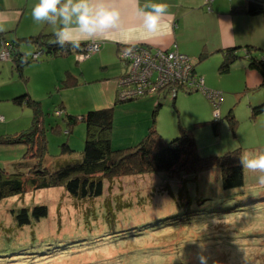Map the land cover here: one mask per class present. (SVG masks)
<instances>
[{"label":"rangeland","instance_id":"1","mask_svg":"<svg viewBox=\"0 0 264 264\" xmlns=\"http://www.w3.org/2000/svg\"><path fill=\"white\" fill-rule=\"evenodd\" d=\"M205 4L209 10L210 5L207 0H205ZM144 46L150 50L153 48L145 44ZM83 47H86V43L74 51V54L56 58L42 57L38 61L30 62L24 68V75L28 78L26 84L12 68V62L9 60L10 53H5V49H0V115L5 117V122L0 123V137L24 130L31 123L32 110L30 108L26 105L15 104L9 99L6 100V96L13 97L14 95L10 94L17 92L25 85L24 88L28 89L31 95L27 91L24 92H27L32 99L39 101L44 112L42 124L48 131H45L47 152L41 162L49 171L54 170L61 161L78 158L83 148L84 122L77 121L68 134L64 122L65 114L80 115L91 110L87 109L92 103L90 102L91 96L95 97V95L112 88L117 87L115 97L119 100L117 82L120 81H117V76L125 71V73L127 72L125 76L131 77L138 70L137 61L134 63L125 59L127 61L121 62L120 56L117 57L122 52L121 50H124L123 47L117 49V54L104 56H99L98 50L100 49L89 51ZM35 49L34 46L28 44L22 46V50L25 53H31L33 58L41 55V51ZM86 51L94 53L89 58H84L80 54H84ZM185 55L191 60L187 54ZM191 64L194 67V63L191 62ZM219 64L220 61L216 63L214 58L195 62L196 73L204 77L206 88L220 91L222 96L214 98L206 96L200 89L190 92L192 91L190 88L189 90L183 83L176 82L178 76L171 74L168 70L161 69L162 65L157 62L153 66L151 64L149 69L144 71L146 73L149 70L159 71L161 83L163 79L170 80L165 87L168 92L165 95L160 93V95H150L146 98L116 105L111 104L110 106H114L112 147H127L141 140L149 126L152 125L151 111L158 98L161 106L155 117L154 128L165 140L177 136L180 127H184L192 130L198 153L202 156H220L233 150H237L240 156L264 152V111L255 116L251 115L252 106L264 103V86L258 88H252V85L243 86L242 69L231 68L229 72H220ZM66 66H71L78 73L76 75L78 84L75 87L57 90L56 87L61 80L59 77ZM250 69L259 77V73L255 69ZM81 70H83V74H80ZM252 80L249 77V84L253 82ZM101 82H103L104 88L101 87ZM172 89L180 90L175 98V108L171 104L172 99L169 95ZM59 105L63 108L62 115L56 113ZM229 110L232 111L233 117L237 121L234 131L225 118ZM0 120L2 119L0 118ZM214 120L218 122L215 126L216 129L212 124ZM63 142H68V145L73 149L72 153H61L60 144ZM26 150L24 144H0V167L9 172H32L39 158L25 155ZM20 161H26L29 165L18 166ZM162 174H149L118 180L114 182V186L106 187L104 195L112 197L115 193L121 192L126 198V195L131 197L147 194L150 187L158 188V181L163 180ZM199 175L198 188L206 187V190L209 191L208 197L214 199L211 201V205L216 203L218 206L216 205L215 208L221 210L222 206H219V202L226 197H231L232 191L222 190L219 167L202 171ZM243 175L244 184L236 189L238 190L236 198H238V203L253 198L254 201L251 202V205L238 207L243 210H239L237 213L225 216L216 214V218L210 219L201 216V218L181 224L175 229L161 228L148 235L144 234L142 239L128 241V243L120 245L117 251L121 264H264V185L258 183L256 173L243 169ZM175 179L173 177L172 182ZM138 190L140 191L138 192ZM76 202H73L61 188H45L33 193L27 191L20 197L0 202V221L10 223L7 213L10 207L30 205V203L47 205L50 210L48 219L41 227H35L36 231L33 232L35 239L26 243V246L33 245V248L37 249L38 244L36 243L51 242L52 236L59 235L60 238L65 236L62 234L75 236L79 225L90 227L91 220L87 221L86 219L84 223L82 221L87 206H84L83 203L76 205ZM155 205V203L151 205V210ZM164 209H168V207ZM156 213L163 212L158 207ZM125 214L127 217H131L128 212ZM120 224L125 227L127 222L123 220V223ZM98 227L102 229L103 225ZM114 229L118 228L109 229L108 233ZM30 232L31 230L18 231L16 238L19 242H24ZM9 236L12 235L7 232L1 238L7 239ZM5 242L8 246L11 245L8 240ZM33 248L31 247V249ZM112 248L115 249V247H109L110 250H106L105 255L111 256ZM169 248L171 251H168ZM54 257L46 261H37L35 260L37 258L33 256L31 261L33 260V264H84L104 258L98 250L85 249L81 252L71 253L69 257L67 255ZM0 264L4 263L0 262ZM8 264L21 263L17 261Z\"/></svg>","mask_w":264,"mask_h":264},{"label":"trees","instance_id":"2","mask_svg":"<svg viewBox=\"0 0 264 264\" xmlns=\"http://www.w3.org/2000/svg\"><path fill=\"white\" fill-rule=\"evenodd\" d=\"M232 10L234 13L264 16V0H244L243 4L233 7ZM52 38V33H39L33 36L7 40L0 33V49L9 51L12 68L25 84L28 78L24 75V68L30 62L38 61L42 57L56 58L74 54L73 52L77 50L60 48L55 44H50L49 41ZM22 44L34 46L35 50L41 51V55L33 58L31 53H25L22 50ZM82 45L84 43H81ZM151 49L154 50L155 48ZM158 49L180 52L176 46L171 49ZM239 50H243V53ZM220 51L222 52V59L218 67L220 72H228L236 60L244 58L248 67L259 73L261 78L259 87L264 86V48L253 45H236L220 49ZM207 56L208 52L202 50L198 56V62L204 60ZM117 57L119 58V55ZM120 61L122 62V60ZM190 62L192 61L190 60ZM192 70L196 72L194 67ZM123 74H125V71L118 75L116 79ZM77 84V76L66 70L56 88L57 90L66 89L75 87ZM178 91L180 90L176 91L175 96L169 94L174 108ZM167 92L163 88L158 92L137 97L119 98V100L115 97L113 104L146 98L150 95H160V93L165 95ZM218 92L221 97L220 91ZM8 99L15 104L26 105L30 108L32 110V120L28 128L11 135L1 136L0 144H24L27 149L25 155L38 157L39 159L35 163L36 167L32 172H9L0 167V202L13 197H20L27 191L33 193L45 188H61L73 202L77 201L76 205L83 203L84 206H87L82 221L84 223L86 219L87 221L91 220V224L88 228L83 224L79 225L75 236L62 234L65 236L60 238L59 235H56L52 236L53 240L51 242L36 243L38 244L37 249L39 248L37 250L33 248V245L26 246V243L35 239L33 233L36 231L35 227H41L48 219L50 213L48 206L30 203V205L10 207L7 210L10 223L0 221V239L2 240L0 242V262L4 264L17 261L21 264H33V260L31 261L33 256L37 258L35 259L37 261H46L55 258L54 256L57 255L58 257L63 255L69 257L71 253L81 252L84 249L98 250L99 254L104 257L101 260L89 261L84 264H121L117 251L120 245L128 243V241L142 239L144 234L148 235L161 228L175 229L179 225L190 223L191 220L195 221L201 216L210 219L216 218V214L225 216L237 213L239 210H243L238 207H242V205L247 207L254 201L253 198H249L243 203H238V198H236L238 196L236 195L238 193L236 189L244 184L243 167L237 150L227 151L220 156H202L198 153L192 130L180 127L179 134L170 140H165L156 131L154 122L161 106L158 98L151 111L152 125L149 126L146 134L138 143L122 148L112 147L111 133L114 106L91 109L80 115H71L65 112L64 122L68 134L77 121L84 122V144L78 158L61 161L52 171H49L41 162L47 152L45 139V131L47 130L42 124L44 112L41 103L32 99L27 92L11 98L8 97L6 100ZM59 106L56 113L62 115L63 108L61 105ZM262 111H264V103L251 107L252 116ZM233 116L231 110L225 116L232 131H234L237 124ZM0 118L2 119L0 123H4L5 117L0 115ZM217 123L215 120L212 122L214 128ZM60 147L62 154L73 152L68 142H63ZM26 164V161H20L17 165L24 166ZM213 167H219L220 169L222 190L232 191L230 193L231 197H226L219 202V206H222L221 210L215 208L218 204L211 205V201L214 199L208 197L209 191L206 190V187L199 189L197 186L200 180L199 174ZM158 173H163V180L158 181V188L156 186L150 187L147 194H138L131 197L126 195V198L121 192L115 193L112 197L104 195L106 187L114 186V182L118 180ZM173 177L176 179L172 182ZM230 195L228 194V196ZM153 203L156 205L151 210ZM165 206L168 209H164ZM158 207L163 213H156ZM126 212L131 214V217H127ZM149 212L150 214H148ZM135 214L137 216H132ZM123 220L127 222L125 227L120 224L123 223ZM101 224L104 227L102 229L98 227H101ZM112 228L118 229L111 230L108 233L109 229ZM25 230H31V232L28 234L26 241L24 239V242H19L16 233ZM7 232L11 233L12 236L7 239L1 238ZM5 240H8L11 245L8 246ZM109 247H115V249L112 248V255L108 257L105 252L110 250ZM168 251H171V248Z\"/></svg>","mask_w":264,"mask_h":264},{"label":"crops","instance_id":"3","mask_svg":"<svg viewBox=\"0 0 264 264\" xmlns=\"http://www.w3.org/2000/svg\"><path fill=\"white\" fill-rule=\"evenodd\" d=\"M36 2L37 0H0V27L4 29L0 33L7 40L39 33H52V28L49 25L37 24L32 20L31 7ZM154 2L167 3L169 9L161 19V30L156 34H149L142 28V16L138 11V7L142 6L144 0H139V2L138 0H115V6L121 13L119 25L106 38H97L93 41L100 45L99 56L114 55L118 48L138 43L163 49H171L176 46L180 52L191 58L195 68V62H198V56L202 50L208 52L206 58H214L217 63L222 59L220 49L236 45H253L264 48V16H250L234 13L232 10L233 7L243 4L244 0H212L209 10L205 0H154ZM87 42L92 41L82 43ZM239 51L243 53V50ZM231 68L243 70V86L259 87L260 75L257 77L258 75L251 71L246 59L236 60L229 71ZM66 70L75 76L78 74L71 66H66L59 77L60 79ZM80 74H83V70L80 71ZM249 77L253 79L250 84ZM100 84L104 88L103 82ZM24 87L25 85L15 93L11 92L10 95L15 96L24 91L29 92ZM115 92L116 88H112L95 95V97L91 96L90 102L92 103L87 109L109 107L114 102Z\"/></svg>","mask_w":264,"mask_h":264},{"label":"clouds","instance_id":"4","mask_svg":"<svg viewBox=\"0 0 264 264\" xmlns=\"http://www.w3.org/2000/svg\"><path fill=\"white\" fill-rule=\"evenodd\" d=\"M168 9L167 3L144 0L138 7L143 30L158 33ZM120 17L115 0H37L31 7L32 20L49 25L53 37L49 43L60 48L79 49L84 41L106 38L118 28ZM240 163L243 169L256 173L258 183L264 185V152L241 155Z\"/></svg>","mask_w":264,"mask_h":264},{"label":"built area","instance_id":"5","mask_svg":"<svg viewBox=\"0 0 264 264\" xmlns=\"http://www.w3.org/2000/svg\"><path fill=\"white\" fill-rule=\"evenodd\" d=\"M207 1L210 4L212 0ZM99 46L100 45L97 42H88L86 43V47L83 48L92 51L98 50ZM129 49L130 51H128ZM121 51L122 52L119 53V56L122 61L125 59H129V61L134 63L137 61L138 70L136 71V74L132 75L131 77H126V72L122 75L124 76L122 79H120L122 76L118 78L117 81H120L117 82L119 86L118 88L120 89L118 91L120 99L155 93L165 88L167 84H169L170 80L163 79L162 83L160 82L161 78L159 77V71L152 72L149 70L148 73L144 71H147L149 66L151 64L153 66L156 62L162 65L160 66L161 69L168 70L171 72V74L178 76L176 77V82L178 84L183 83L187 89L190 88L192 91L200 89L206 94V96L212 98L217 96L220 97L218 91H212L204 86V78L192 70V64L185 54L177 51H164L158 48H155V50H150L142 44L129 45ZM4 52L8 53L9 51L5 49ZM90 54H92V52L86 51L84 54L80 55L84 58H87ZM176 91V89H172L170 92L171 96H175Z\"/></svg>","mask_w":264,"mask_h":264}]
</instances>
